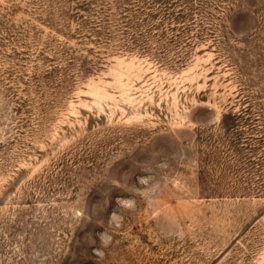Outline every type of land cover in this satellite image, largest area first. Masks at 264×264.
<instances>
[{
    "label": "rangeland",
    "instance_id": "rangeland-1",
    "mask_svg": "<svg viewBox=\"0 0 264 264\" xmlns=\"http://www.w3.org/2000/svg\"><path fill=\"white\" fill-rule=\"evenodd\" d=\"M75 1L0 0V264H264V0H177L166 61Z\"/></svg>",
    "mask_w": 264,
    "mask_h": 264
},
{
    "label": "trees",
    "instance_id": "trees-1",
    "mask_svg": "<svg viewBox=\"0 0 264 264\" xmlns=\"http://www.w3.org/2000/svg\"><path fill=\"white\" fill-rule=\"evenodd\" d=\"M75 2V6L69 4L66 7H59V20L55 25L61 24L68 28L69 24L64 23H69L71 18L79 25L76 32L78 35L86 40L94 37L98 44L112 45V42L118 41V44L114 45L115 47H137L142 51L152 53L157 60L166 61L165 55L153 51L154 44L159 45L160 50L164 46L163 42L157 41L156 33L162 30V34L157 35L161 37L164 32L166 34L174 30L185 32L184 26L182 28L176 26L180 24V19L186 14L182 15L183 12L180 10L172 12L174 8L171 7H174V2L178 3L177 0H77ZM68 35L71 36V34ZM173 36L180 37L178 34H173ZM185 38L187 39L184 41L185 45L191 46V43H188V41H192L189 40L190 37L185 35ZM61 47L63 48L61 52L65 51L66 57H68L65 60L66 65L61 67L63 70H70L74 63L80 64L83 61L73 51L69 52L64 46L61 45ZM183 53L186 54L185 51ZM183 56L177 55L178 60H182ZM101 59V56H96L89 67L82 66L81 63L79 65L81 71L95 69ZM68 76L69 74L60 77L61 84L64 81L63 78ZM61 84H58L59 88H61Z\"/></svg>",
    "mask_w": 264,
    "mask_h": 264
}]
</instances>
